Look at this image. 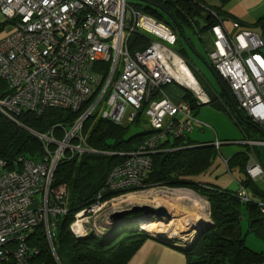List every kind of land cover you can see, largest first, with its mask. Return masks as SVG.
I'll return each mask as SVG.
<instances>
[{"label":"built area","instance_id":"2783aa9c","mask_svg":"<svg viewBox=\"0 0 264 264\" xmlns=\"http://www.w3.org/2000/svg\"><path fill=\"white\" fill-rule=\"evenodd\" d=\"M212 15L218 21L209 32V63L238 109L262 134L261 140L246 137L241 143L264 148V41L233 21L231 34L225 21ZM0 16L12 28L0 38V82L6 85L0 91L2 116L17 122L23 113L41 115L48 109L77 113L95 97L84 114L64 129L61 140L52 131L33 133L44 146L38 161L19 157L11 171L0 161V264H33L39 249L30 245L29 238L37 228L49 242L55 264H60L52 238L56 219L68 214L67 193L65 186L52 187L54 174L65 160L96 154L86 145L82 126L101 103L106 107L101 119L116 126L127 108L129 122L144 110L155 134L112 170L96 202L75 214L69 225L75 237L79 229L91 235L90 219L106 203L105 196L144 188L157 143L192 134L197 120L190 105L173 103L162 91L174 80L170 73L174 54L169 47L175 45L176 33L127 0H0ZM134 32L150 36L144 51H129L127 41ZM120 59L123 67L118 71ZM186 87L198 102H208L198 85ZM151 94L157 98L150 99ZM245 172L251 181L264 177L254 152L248 155ZM236 195L240 203L253 201L243 187ZM256 203L264 215V204Z\"/></svg>","mask_w":264,"mask_h":264},{"label":"trees","instance_id":"16d2710c","mask_svg":"<svg viewBox=\"0 0 264 264\" xmlns=\"http://www.w3.org/2000/svg\"><path fill=\"white\" fill-rule=\"evenodd\" d=\"M142 2L143 5H135L134 8L174 31L177 34L176 44L179 43V37L187 42L184 37L186 29L196 27L199 33L210 31L218 20L209 11L215 12L220 20H225L220 11L202 4L200 0H142ZM5 26L6 23L0 24V34ZM252 27L259 30V35L264 41V15ZM149 37L137 32L131 34L127 41L129 51L133 53L145 50L150 43ZM187 45L189 46V42ZM175 52L185 60L183 50H175ZM98 69L100 70L101 67ZM102 69L104 71L102 74L106 77L107 66ZM209 69L222 87L219 94H215L214 98L210 99L209 104L217 101L220 109L228 114H231L230 107L234 108L237 116L231 114V117L240 128L243 138L261 140L260 130L238 109L228 86L213 68L209 67ZM5 86V83L0 82V91ZM156 97L157 95L151 94L150 99ZM94 100L95 97L91 98L77 113L48 109L41 115L23 113L16 118L17 122L0 114V161L5 162L6 170L15 169V162L19 157L38 161L44 149L41 141L33 133L49 134L52 131L55 139L61 140L64 129L70 128ZM182 100L190 105L195 115L200 106L189 91L184 90ZM140 117L145 118L144 110L138 112L132 123L138 125ZM127 130L128 126H116L102 120L101 117L96 119L94 113L91 114L83 123L82 136L86 145L96 151V154H82L78 158L65 160L56 169L52 187L65 186L68 209L67 216L55 221L54 246L60 264H127L141 244L150 238L144 232L128 230H117L105 237L91 234L85 238H78L68 230L75 214L96 202L95 198L105 186L112 170L122 164L128 154L137 151L153 132L151 129H146L127 136ZM193 147L189 137L167 139L165 142L157 143L156 152L151 156L150 172L144 183V188H186L207 201L212 226L199 238L194 247L182 250L187 264L264 263V252L250 250L244 243L241 231V222L246 221L248 232L264 242V215L257 206V201L240 203L236 195L240 187L236 191H230L194 181L193 178L198 177L211 166L218 153L213 147ZM250 150L257 148L247 147L246 152L237 153L228 159V170L231 172L232 169L238 168L246 175L245 168ZM256 158L264 171V163L259 153L256 154ZM241 185L252 190L264 204V193L255 184L245 180ZM108 198L109 196L104 197V199ZM29 239L30 245L39 249L33 264H55L40 228H37Z\"/></svg>","mask_w":264,"mask_h":264},{"label":"rangeland","instance_id":"374dc122","mask_svg":"<svg viewBox=\"0 0 264 264\" xmlns=\"http://www.w3.org/2000/svg\"><path fill=\"white\" fill-rule=\"evenodd\" d=\"M127 2L128 4L133 6V8L135 7V5H143L142 0H127ZM209 12L211 14L215 13L213 11H209ZM128 17H129V14L127 12L126 18ZM166 19H168L167 16H166ZM3 23L5 22L0 16V24H3ZM249 30H252L255 33L260 34L259 30L255 28H250ZM11 31H12V28L6 24L4 30L0 34V38L6 36ZM210 31L199 33V30L196 27H193V29H189V30L186 29L184 31L185 33L184 37L187 39V42L184 41L183 38L179 37V43L177 44L175 43L176 45L169 47V49L174 54V58L179 59L188 68V70L190 71V73L192 74L193 78L196 81V85H198L201 88V90L203 91L204 95L206 96L208 100V102L204 104L197 101V104L200 106L198 111L201 109L205 110L204 108H206L207 106L211 107L212 105H210L209 103H210V99L214 98L213 93L219 94L222 88L220 83L215 78L214 74L212 73V71L209 69V67H211L209 63V59H208L209 44H210V39H209ZM151 39L158 40L156 37H153V36ZM176 42H177V34H176ZM188 42H189V46L187 45ZM175 50H183L185 53V60L180 55H178L175 52ZM262 55L264 56L263 52H262ZM122 67H123L122 60L120 59L119 64H118V71H121ZM173 69H174V65H173ZM180 83L181 82H178L174 79L172 83L169 85H166V87L172 86L171 88H174L176 91L179 90L180 92L181 91L184 92V90L189 91L191 95L193 96L192 92L186 87V85L184 83H181V84ZM193 98L195 97L193 96ZM230 108H231L232 116H237V112L235 111V109L232 107ZM105 109H106L105 104L101 103L97 107L96 111L94 112L95 118L99 119L101 117V113ZM210 110L213 111L216 115L228 117L230 122L233 119L231 117V114H228L226 111L220 112L216 109H215L216 111L214 109H210ZM130 113H131V110L127 108L126 115L120 124L122 127L128 126L127 136L134 135L135 133H139L146 129H151L153 132H152V135L147 139L149 140L155 134V132L149 125L146 116L145 118L140 117L138 119L139 122L137 125V123H132L128 121V116ZM202 123L203 125H205L206 128L212 129V126L208 124V122H202ZM220 124L224 128H226V130L230 132V134L229 133L228 134L231 136V139H234V141L233 140H224V141L220 140L216 142L214 137H212L211 140L212 141L214 140L215 144L221 145L220 148L222 151L225 148L226 149L232 148V147L242 148L241 146L236 145L238 143L232 144L233 142H239L238 140H240L241 138L243 139V135L240 133L239 129H237L236 127H229L228 124L224 123L223 121ZM194 134H199V131L194 132ZM167 139L172 140L173 138L167 137L162 142H165ZM162 142H159V143H162ZM255 148L259 149L258 153H262V157L264 158V149L262 147H255ZM43 149H44V146H43ZM263 158H262V161H263ZM226 164L227 163H225V165ZM232 174L236 177H244L243 174H240L236 170L233 171ZM180 190H185V191L188 190L193 193L192 190H189L186 188H168V187H156L155 188L154 187V188H144L138 191H126L123 193H116V194L110 195L109 198L106 200H111V199L112 200L106 201V203L101 207L99 211L92 214V217L90 219V225L88 226V228L90 230L96 231L97 233L103 232V231L107 232L108 229H110L108 234L111 232L115 233L117 230L118 231L128 230V231L137 232V233L144 232L149 236H153L157 234L153 230L155 229L159 231L160 234H164L167 237L170 236L172 239L170 243L180 248L190 247L191 243L193 242L195 236L198 233L194 230H191V226L186 224L187 220H183L182 218H179V216L177 215V212L179 211L180 207L184 208L185 206L184 201L176 200L177 191H180ZM232 190L233 189H230V191ZM199 197L200 199L206 202L205 222L207 224H211V221L209 219L208 203L203 197L201 196ZM136 208H143L146 210L143 213L130 214L134 212ZM126 214H130V215L125 216L121 219L117 217V216H123ZM149 227L152 230V235H151V232L150 233L147 232V229H149ZM69 228L70 226H68V230L71 233ZM241 231L244 236V243L250 250L255 251V252H264V242L258 239V237H256L253 233L248 232V224L246 221L241 222ZM57 232H59V229L57 230ZM45 240H46V237H45ZM46 244H47V247L50 249V245L47 240H46ZM52 248L55 250L54 238H52Z\"/></svg>","mask_w":264,"mask_h":264},{"label":"crops","instance_id":"0c3cea01","mask_svg":"<svg viewBox=\"0 0 264 264\" xmlns=\"http://www.w3.org/2000/svg\"><path fill=\"white\" fill-rule=\"evenodd\" d=\"M202 4H206L216 8L223 14V18L225 19V27L229 33H233V29L231 26V22H237L240 25V28L243 30H249L253 28L252 25L264 15V0H200ZM264 50V49H263ZM263 50H261L263 52ZM172 86H167L162 91L164 92L165 97L172 101L173 103H178L182 101L183 91H176ZM215 95V93H213ZM217 95V93H216ZM211 107L207 106L204 108L205 110H197L194 117L197 120L193 125V133L189 136V141L193 143V148H202V147H213L215 151L218 153L216 158L213 160L210 167L206 169L202 174L198 177L193 178L194 181L199 182L201 184H205L208 186H216L220 189H233L232 191H236L239 187H243L242 181H249L248 177L244 175L238 168L232 169L231 172L227 168L228 159L233 157L237 153L246 152L247 147H245L241 142L242 138L238 140L239 142H233L232 144H236L241 146L242 148H225L223 151L221 150V145L219 147L216 146L215 141L211 140L212 137L216 140V142L220 140H233L229 135L230 132L226 130L220 123L223 121L228 124L229 127L240 128L235 124L234 120L230 122L228 117H223L220 115H216L210 109H216L218 111H223L220 109L219 103L215 101L210 104ZM214 107V108H213ZM215 110V111H216ZM224 112V111H223ZM197 115V117H196ZM214 120V121H213ZM202 122H208L212 126V129L206 128ZM232 123V124H231ZM199 131V134H194V132ZM229 133V134H228ZM242 134V133H241ZM210 138V139H208ZM244 139V138H243ZM214 142V143H213ZM257 150H250L249 153L254 152L258 153ZM255 154V155H256ZM249 155V154H248ZM262 157V153H259ZM264 163V158H263ZM238 171L240 174H243L244 177H236L232 173L233 171ZM255 184L258 189L264 193V177L258 179L257 181H251ZM244 189L248 192L250 197L256 201H262V199L253 193L252 190ZM197 197L198 194L193 192ZM200 198V197H199ZM156 235L150 236L149 239L144 241L140 248L133 254V256L129 259L127 264H187L186 257L184 255V248H180L172 243L171 238H167L164 234H160L159 231L153 229ZM112 231V230H111ZM105 232V231H103ZM109 232V231H108ZM152 235V234H151ZM163 235V236H162ZM162 236V237H161ZM157 237V238H156ZM166 237V238H164ZM264 264V263H262Z\"/></svg>","mask_w":264,"mask_h":264},{"label":"bare ground","instance_id":"6f19581e","mask_svg":"<svg viewBox=\"0 0 264 264\" xmlns=\"http://www.w3.org/2000/svg\"><path fill=\"white\" fill-rule=\"evenodd\" d=\"M173 65H174V69L173 70L170 69V73L176 81L184 83L187 86L196 84V81L193 78L190 71L188 70V68L179 59L174 58ZM176 197H177L176 198L177 201L185 202L184 208L180 207L179 211L177 212L179 218H182L183 220H187L186 224L190 225L191 228L197 227L205 223L206 202L204 200L200 199L199 197H197L195 194H193L191 191L188 190L177 191ZM109 230L110 229H108L107 232L104 233L103 232L97 233L95 231V233H90V234H95L105 237L107 236ZM147 232L149 233L151 232L152 234V230L150 227L149 229H147ZM86 233L87 232H85L84 230L79 229L78 231H76V236L81 238L88 237ZM167 238H171V237L169 236Z\"/></svg>","mask_w":264,"mask_h":264},{"label":"water","instance_id":"95a60500","mask_svg":"<svg viewBox=\"0 0 264 264\" xmlns=\"http://www.w3.org/2000/svg\"><path fill=\"white\" fill-rule=\"evenodd\" d=\"M224 92V91H223ZM225 96L229 99L227 93H225ZM146 209H143V208H136L134 210V212L130 213V214H139V213H143ZM130 214H126V215H123V216H117L118 218H123L125 216H128ZM212 224H207L206 222L197 226V227H193L191 228V230H194L196 231L198 234L195 236L193 242L191 243L190 245V248L191 247H194V245L197 243V241L199 240V238L206 232L208 231L210 228H211Z\"/></svg>","mask_w":264,"mask_h":264},{"label":"clouds","instance_id":"9594fccd","mask_svg":"<svg viewBox=\"0 0 264 264\" xmlns=\"http://www.w3.org/2000/svg\"><path fill=\"white\" fill-rule=\"evenodd\" d=\"M239 24V23H238ZM254 32V31H253ZM174 46V45H173ZM261 54H262V51H261ZM264 57V56H263ZM166 86H164V87H162V89H164ZM156 96V95H155ZM157 98V97H156ZM155 98V99H156ZM137 116V115H136ZM145 116V115H144ZM136 118V117H135ZM263 170V169H262ZM264 172V171H263ZM247 176V175H246ZM249 179V178H248ZM250 180V179H249ZM251 181V180H250ZM244 188V187H243ZM142 189H144V188H142ZM107 196H110V195H107ZM254 200V199H253ZM104 201H108V200H106V199H104ZM257 202H260V201H257ZM91 232L92 233H95V231H93V230H91ZM97 236H99V235H97ZM79 238H81V237H79ZM85 238V237H84Z\"/></svg>","mask_w":264,"mask_h":264}]
</instances>
